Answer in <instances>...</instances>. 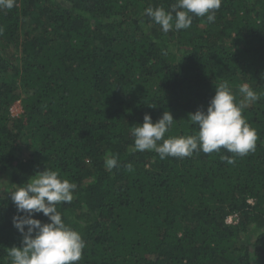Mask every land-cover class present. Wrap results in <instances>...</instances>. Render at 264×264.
<instances>
[{
    "label": "trees",
    "instance_id": "16d2710c",
    "mask_svg": "<svg viewBox=\"0 0 264 264\" xmlns=\"http://www.w3.org/2000/svg\"><path fill=\"white\" fill-rule=\"evenodd\" d=\"M174 3L16 0L0 11V264L22 242L9 192L46 168L77 184L57 210L86 242L79 264H264V96L243 112L258 135L245 156L130 151L146 113L173 114L165 138L189 135L188 114L224 80L238 100L242 83L264 93V0H222L214 22L164 33L145 9Z\"/></svg>",
    "mask_w": 264,
    "mask_h": 264
},
{
    "label": "clouds",
    "instance_id": "9594fccd",
    "mask_svg": "<svg viewBox=\"0 0 264 264\" xmlns=\"http://www.w3.org/2000/svg\"><path fill=\"white\" fill-rule=\"evenodd\" d=\"M221 4L222 0H176L170 9L148 7L145 14L167 33L173 29H189L194 17H206L208 22H214ZM15 6L16 0H0V11L11 10ZM238 93L239 100L227 80L215 86V95L207 109L199 108L188 114L187 120L196 126L194 134L165 138L177 121L173 114L165 111L154 122L152 116L146 113L143 123L136 124L132 129L134 145L130 151H155L161 159L189 157L201 151L210 154L221 148L239 156L255 151L257 131L247 122L243 112L264 93L256 92L248 83L240 84ZM222 159L229 164L234 163L230 157ZM104 163L108 170L119 166L115 154L107 155ZM126 167L129 172L134 171L132 164ZM76 188L77 184L63 177L59 170L46 168L9 192L17 208L13 225L22 235L21 245L7 250L10 264H79L86 242L78 230L65 223L57 210V205L73 201ZM38 213H43L50 222L36 219ZM233 217L235 220L237 215Z\"/></svg>",
    "mask_w": 264,
    "mask_h": 264
},
{
    "label": "rangeland",
    "instance_id": "374dc122",
    "mask_svg": "<svg viewBox=\"0 0 264 264\" xmlns=\"http://www.w3.org/2000/svg\"><path fill=\"white\" fill-rule=\"evenodd\" d=\"M11 52L14 53V54H19L18 52L14 51V50H11ZM11 111H12L13 115H15V116L20 115V114L22 113V103H21V101L16 102V103L13 105ZM2 180H3V179L0 178V184H2ZM233 222H235V221H233Z\"/></svg>",
    "mask_w": 264,
    "mask_h": 264
},
{
    "label": "built area",
    "instance_id": "2783aa9c",
    "mask_svg": "<svg viewBox=\"0 0 264 264\" xmlns=\"http://www.w3.org/2000/svg\"><path fill=\"white\" fill-rule=\"evenodd\" d=\"M235 217H236V216H235ZM233 221L236 222V220H234V217L231 216V217L228 218L227 223H232Z\"/></svg>",
    "mask_w": 264,
    "mask_h": 264
}]
</instances>
